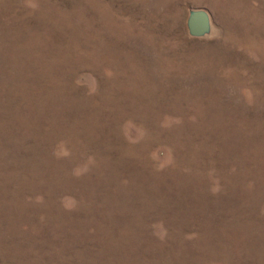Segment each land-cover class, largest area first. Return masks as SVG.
I'll return each instance as SVG.
<instances>
[{
  "label": "rangeland",
  "instance_id": "1",
  "mask_svg": "<svg viewBox=\"0 0 264 264\" xmlns=\"http://www.w3.org/2000/svg\"><path fill=\"white\" fill-rule=\"evenodd\" d=\"M0 264H264V0H0Z\"/></svg>",
  "mask_w": 264,
  "mask_h": 264
},
{
  "label": "water",
  "instance_id": "2",
  "mask_svg": "<svg viewBox=\"0 0 264 264\" xmlns=\"http://www.w3.org/2000/svg\"><path fill=\"white\" fill-rule=\"evenodd\" d=\"M189 34L193 37H204L212 31V18L203 8L192 9L187 18Z\"/></svg>",
  "mask_w": 264,
  "mask_h": 264
}]
</instances>
